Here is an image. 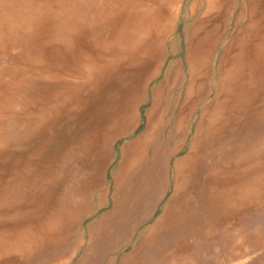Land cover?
Instances as JSON below:
<instances>
[{
    "label": "rangeland",
    "instance_id": "374dc122",
    "mask_svg": "<svg viewBox=\"0 0 264 264\" xmlns=\"http://www.w3.org/2000/svg\"><path fill=\"white\" fill-rule=\"evenodd\" d=\"M196 21L199 127L133 226L162 164L121 149ZM0 264H264V0H0Z\"/></svg>",
    "mask_w": 264,
    "mask_h": 264
},
{
    "label": "crops",
    "instance_id": "0c3cea01",
    "mask_svg": "<svg viewBox=\"0 0 264 264\" xmlns=\"http://www.w3.org/2000/svg\"><path fill=\"white\" fill-rule=\"evenodd\" d=\"M262 17L263 16H261V18ZM195 24L196 29L193 33L191 32L186 37L183 50L181 51V47L178 49L177 44L171 43L168 51L174 58L169 62L167 61V64L165 61L164 65L157 69L151 75V77H149V83L154 79L158 80L160 85L156 88H153L151 91L153 106L151 105L152 108L150 107L147 112L148 121L144 125L143 129L140 128L138 133H132L130 134V137L125 138V142L121 149V154L123 153V157L125 156L124 152H126V154L129 152L128 161L130 163L145 161L150 163L159 162L162 164L159 172L160 174H163H161L163 181L155 185L153 190V198L146 201L147 203L145 202L147 204L145 212L143 215L137 217L136 220H140L133 222V226L142 225L144 222L154 217V212L157 211L158 206L165 199L168 191L169 183L166 179L169 176L167 175V166L175 160L176 156L181 154L183 148L186 145H189V149L192 148V144H188L187 141H189V138L191 140L193 139L195 129L199 127V85L201 83L200 81H203L202 77L205 70L210 69L212 72V69L209 67L211 65V60L209 61V59L212 57V55L211 50L208 51L203 49V51H207L209 54H207L206 57L204 56L205 62L199 66V21H196ZM250 27H252L254 30L257 28L254 27V24H251ZM255 36L256 35H253L250 40L253 39V41L258 43L262 37L259 36L258 38ZM258 49L259 47L255 46L253 51H257ZM203 51L201 50V53ZM170 95L173 101L170 108L171 116L168 122L172 121L173 119L175 120V123L172 126L173 133L169 132L162 136V139L165 141L163 143V147L159 146L148 149V144L152 143L154 140L156 143L159 139V136L155 134V118L153 117V115L157 114L159 110L157 107L158 102L162 97L165 96L168 98ZM137 126L138 125L135 127ZM135 127L133 128L136 129ZM115 176H113L114 184L116 182ZM115 187H118L119 189V185H117V183L115 184ZM112 202L114 205V210H116L118 207V200L116 197L114 200H112ZM104 203L105 200L103 201L102 206ZM102 206L99 205V208ZM165 209V207L162 209V215L158 217L152 227H154L156 224H160L159 221L163 217Z\"/></svg>",
    "mask_w": 264,
    "mask_h": 264
},
{
    "label": "bare ground",
    "instance_id": "6f19581e",
    "mask_svg": "<svg viewBox=\"0 0 264 264\" xmlns=\"http://www.w3.org/2000/svg\"><path fill=\"white\" fill-rule=\"evenodd\" d=\"M57 3H58V2H57ZM14 22H15V21H14ZM17 72H18V71H17ZM156 226H157V225H156ZM156 226H155V227H156Z\"/></svg>",
    "mask_w": 264,
    "mask_h": 264
}]
</instances>
